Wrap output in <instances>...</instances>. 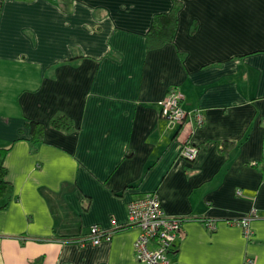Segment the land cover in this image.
I'll use <instances>...</instances> for the list:
<instances>
[{
  "label": "crops",
  "instance_id": "0c3cea01",
  "mask_svg": "<svg viewBox=\"0 0 264 264\" xmlns=\"http://www.w3.org/2000/svg\"><path fill=\"white\" fill-rule=\"evenodd\" d=\"M180 2L173 41L149 49L153 17L174 0H0V146L13 186L0 264H144L127 203L150 192L189 217L174 264H264V0ZM170 89L202 125L161 115ZM59 112L70 130L50 124ZM30 120L44 125L33 145ZM250 211L246 236L230 220ZM93 225L111 237L93 244Z\"/></svg>",
  "mask_w": 264,
  "mask_h": 264
},
{
  "label": "built area",
  "instance_id": "2783aa9c",
  "mask_svg": "<svg viewBox=\"0 0 264 264\" xmlns=\"http://www.w3.org/2000/svg\"><path fill=\"white\" fill-rule=\"evenodd\" d=\"M183 93L178 89H170L160 101L161 115L170 122L184 125L185 123L200 126L204 122V115L200 109L185 110L182 106ZM198 146L184 144L180 154L186 159L193 160L198 154ZM241 191L238 189L237 194ZM129 223L139 230L134 241V254L144 264H174L172 252L179 237L181 223L189 217L168 215L164 212L158 196L154 192L131 199L127 203ZM256 216L255 211L230 220L231 223L242 227L246 236L252 235L250 221ZM209 228H214V221H207ZM112 231H104L99 226L90 228L88 240L98 244L103 239H109ZM82 244L84 239L72 238Z\"/></svg>",
  "mask_w": 264,
  "mask_h": 264
},
{
  "label": "trees",
  "instance_id": "16d2710c",
  "mask_svg": "<svg viewBox=\"0 0 264 264\" xmlns=\"http://www.w3.org/2000/svg\"><path fill=\"white\" fill-rule=\"evenodd\" d=\"M181 7L180 0H174L173 7L168 12L156 14L147 31V47L149 49L157 48L165 43L172 42L178 25V10ZM195 23L192 26V31L195 30ZM50 124L60 130H70L72 121L65 113H57L50 120ZM31 138L30 143L33 145L43 139L44 125L41 122L30 120ZM231 142H223L221 151H225ZM9 147L0 146V209L8 206L13 196V186L6 178L7 169L4 165V156Z\"/></svg>",
  "mask_w": 264,
  "mask_h": 264
}]
</instances>
